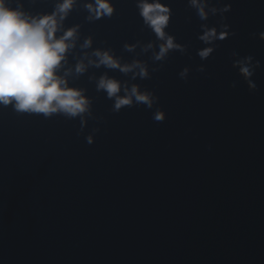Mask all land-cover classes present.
Here are the masks:
<instances>
[{
	"label": "water",
	"instance_id": "1",
	"mask_svg": "<svg viewBox=\"0 0 264 264\" xmlns=\"http://www.w3.org/2000/svg\"><path fill=\"white\" fill-rule=\"evenodd\" d=\"M88 2L68 23L78 39L61 72L73 70L68 84L84 90L89 112L83 123L25 114L0 159V264H264V0H211L231 4L235 35L205 61L199 25L219 17L200 21L187 0H162L172 8L166 31L186 46L163 61L136 0H111L114 13L99 19H88ZM96 49L144 61L149 77L103 65L75 73ZM233 51L260 61L255 90L230 68ZM105 74L151 91L152 107L113 111L96 88Z\"/></svg>",
	"mask_w": 264,
	"mask_h": 264
},
{
	"label": "clouds",
	"instance_id": "2",
	"mask_svg": "<svg viewBox=\"0 0 264 264\" xmlns=\"http://www.w3.org/2000/svg\"><path fill=\"white\" fill-rule=\"evenodd\" d=\"M76 0H58L50 12L33 14L24 10L19 0L15 6L12 0H0V105L9 106L19 113L42 114L45 118L60 114L67 118L79 116L84 122V114L89 112L91 101L80 88L70 87L67 77L72 69H61L67 63L68 53L76 46L78 25L65 29L63 21L72 10ZM187 5L194 10L200 21L207 22L210 17H219L212 23H201L196 38L204 47L196 49V55L201 61L207 60L224 41L235 32L226 22V13L231 11V4L222 3L219 6L211 0H187ZM89 12L88 19L111 17L115 6L111 0H90L85 4ZM135 7L143 24L154 34L160 43L158 50L153 52L155 61H163L172 52L184 53L186 46L178 43L175 36L168 33L172 17V8L162 0H136ZM264 41V31L256 37ZM92 41L88 37L80 45L82 49L90 47ZM135 44H125L132 51ZM149 42L144 51L152 49ZM92 57H95L93 59ZM85 60L87 63H85ZM229 66L235 71L252 91L257 85L252 79L261 67L260 61L252 55H239L236 51L230 53ZM88 65H101L110 69H119L122 73H132L133 79L149 77L148 66L144 61L134 59L131 63H121L110 49H96L91 54L85 52L77 60L74 71L77 74L85 72ZM201 64L198 71L204 72ZM190 69L185 66L178 76L183 80ZM234 86V85H233ZM96 88L106 93L112 100L113 111L124 107L144 105L151 108L156 97L151 91L141 90L138 84L130 87L127 82L101 75ZM121 93H123L121 95ZM153 118L164 119V113L157 110ZM92 142V137H88Z\"/></svg>",
	"mask_w": 264,
	"mask_h": 264
}]
</instances>
